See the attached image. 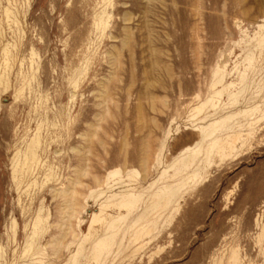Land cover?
Here are the masks:
<instances>
[{
  "label": "rangeland",
  "instance_id": "rangeland-1",
  "mask_svg": "<svg viewBox=\"0 0 264 264\" xmlns=\"http://www.w3.org/2000/svg\"><path fill=\"white\" fill-rule=\"evenodd\" d=\"M258 30L264 34V0H0V264H216L231 248L240 264H264V237L256 240V220L264 223V128L240 155L190 184L136 244L127 230L161 169L182 148L203 144L197 128L211 116L197 118L234 109L223 95L195 114L213 92L217 66L236 82ZM113 45L121 55L111 76ZM255 55L249 92L260 85L264 105V48ZM34 136L37 160L25 171ZM82 166L75 236L62 235L67 213L56 189ZM124 182L140 194L137 207L119 221L111 252L94 259L104 227L96 221L84 237L91 215L101 204L106 221L120 215L108 196ZM53 237L56 254L47 244Z\"/></svg>",
  "mask_w": 264,
  "mask_h": 264
},
{
  "label": "bare ground",
  "instance_id": "bare-ground-1",
  "mask_svg": "<svg viewBox=\"0 0 264 264\" xmlns=\"http://www.w3.org/2000/svg\"><path fill=\"white\" fill-rule=\"evenodd\" d=\"M4 11L8 14L9 8L6 7ZM99 24L102 26L104 25L103 17L99 19ZM258 27L259 29H262L263 25H258ZM128 34L129 33L127 31V35L122 40V45L126 44ZM256 34L257 35L254 37V41L247 43L246 45L242 67L235 68V72L237 73L236 82H226L223 69H221L220 66H217L212 74L210 83V87L213 89V92L196 107L195 114H200L203 106L205 105L215 108V98L219 100L223 95H226L227 97L225 105H230V107H234V109L219 115L212 113L204 115L201 118H197L199 121H203L206 117L211 116L210 120L206 124L197 128L200 136L198 144L202 142L203 144L197 145V147L187 146L182 148L167 164V166L161 169L159 174H157V177L149 183L147 187L149 195L146 199L148 200V205L127 228L129 231V239L132 244H136L137 240L142 235L151 232L157 227L156 220L161 216L164 210L167 208H170V210L175 209L178 200H180L183 192L190 184L196 183L200 178H202V175L207 173L209 169L219 163H222L225 159L229 157L232 158L236 154L238 155V152H241L244 147L250 144V141L254 138L258 130L264 128L262 126L264 124V105H262V97L259 95L261 86L257 84V90L249 92L250 84L255 82L254 76H248L249 71L254 70L255 62L257 61L255 51L260 53L264 48V34L261 33L260 30H258ZM113 51L108 52L109 63L113 69V72L110 73L111 76H114L115 69L120 65L121 55L120 48L115 45H113ZM108 80L109 78H107L105 82L103 81L101 83L102 94L105 93L107 89L106 82ZM247 94H249L248 97ZM241 100H243V105H240ZM93 134L94 132L85 134L86 139ZM38 139L39 138L37 136L32 137L29 139L30 142L26 146L22 160V167L26 168L25 171L31 170V162H36L37 160L36 150L39 145ZM86 173L87 170L85 166L79 167L76 177H70L66 186L56 189L63 195L64 201L62 209L67 213L66 223L63 225L64 229L62 235L70 232L72 236H75L71 222V219L74 217L76 212L75 195L78 194L77 187L82 184L80 176L85 175ZM161 178L165 179L167 182L160 186H155V182ZM29 181H31L30 178ZM113 187L114 185L107 184L109 191L113 190ZM98 194L100 196L103 194V191L99 190ZM139 197V193L133 192L132 184L124 182L123 189L111 192L108 196L110 200H113L111 205L121 212L120 215L106 221L101 216L102 209L105 204L100 205L99 214L93 213L91 215L88 231L84 237L89 234L91 226L94 222L101 221L104 227V235L95 240L92 244L91 255L94 259L106 257L111 252L114 239L119 234V221L137 207ZM148 208H150L149 212L152 211L150 215L147 211ZM122 212H124V214ZM36 216L37 218L34 225L37 224L41 215L39 216L38 213ZM256 226L258 228L256 240L257 242H260L264 237V223L256 220ZM121 243L122 237L119 238L118 242H116L117 249L120 248ZM47 244L55 246V248H52L53 254H56L59 251V239H50ZM240 261L241 257L238 248H231L224 259L220 258L215 263L240 264ZM40 262L41 261H37V264ZM46 264H51V261H48Z\"/></svg>",
  "mask_w": 264,
  "mask_h": 264
}]
</instances>
